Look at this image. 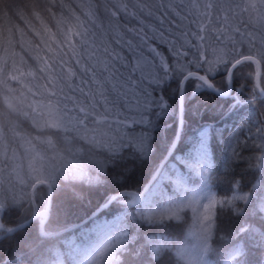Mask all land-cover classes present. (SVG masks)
I'll return each instance as SVG.
<instances>
[{
  "label": "trees",
  "instance_id": "trees-1",
  "mask_svg": "<svg viewBox=\"0 0 264 264\" xmlns=\"http://www.w3.org/2000/svg\"><path fill=\"white\" fill-rule=\"evenodd\" d=\"M262 4L264 0H0V197L11 209L5 212L3 225L14 226L45 206L47 183L37 184L36 195L24 202L11 200L13 193L27 189L35 179L28 169L32 154L26 146L38 153L41 161L52 155L47 143L51 141L63 158V166L39 168V175L55 176V189L47 202L49 218L42 225L44 231H52L80 219L111 193L136 191L142 186L173 136L180 76L189 70L209 75L205 62L214 59V49H224L231 61L241 55L255 57L261 64L259 85L264 89ZM196 33L205 40L196 39ZM201 43L198 50L196 45ZM97 57L107 61V70L102 64L97 66ZM141 57L147 65H138ZM161 58L168 65L166 74ZM197 59L203 67H197ZM45 60L50 71L59 74L63 70L64 76L71 71L73 75L68 79L53 76V89L48 74L40 71ZM148 65H154L151 78L144 70ZM236 65L231 89H236L233 93L241 103L235 109L225 108L223 99L213 92L195 89L201 82L184 81L181 128L169 160L188 148L198 130H210L208 182L213 193L225 196L234 189L250 190L247 202L214 207L210 254L219 256L239 242L247 244L246 259L254 260L264 254L260 237L264 217L259 212L264 178V98L253 84L254 63L245 60ZM17 69L33 71L35 78L27 77L21 83L12 78L19 76ZM212 75L216 84L226 82L224 75ZM156 78L159 83L150 82ZM145 100L147 103L138 108ZM93 101L95 110L87 115L80 112L81 105ZM81 116L87 123L85 131L76 124ZM90 132L103 137H90ZM142 137L148 142L146 153L136 146ZM70 160L73 163H68ZM79 167L95 179H74ZM13 168L16 180L9 182L5 177ZM18 173L24 176V185L18 182ZM123 194L127 193L112 197L83 223L90 227L102 217L118 219L114 231L123 235L125 243L111 264H147L148 259L152 264H177L166 245L153 254L151 241L179 237L187 210L178 219L147 222L138 210L143 199L129 204L130 195ZM236 208L241 211H233ZM241 225L253 231L241 233ZM83 232L84 228L77 227L41 235L37 218H33L17 235L34 240L29 245L17 244L6 236L0 240V258L4 264H52L55 253L64 252L62 240L76 239Z\"/></svg>",
  "mask_w": 264,
  "mask_h": 264
},
{
  "label": "rangeland",
  "instance_id": "rangeland-1",
  "mask_svg": "<svg viewBox=\"0 0 264 264\" xmlns=\"http://www.w3.org/2000/svg\"><path fill=\"white\" fill-rule=\"evenodd\" d=\"M44 111H47V114H53L51 110L45 109ZM68 123H70L69 119ZM76 124L84 131L86 130L87 123L84 121L82 116ZM92 128L97 131L100 130L95 126H92ZM87 135L90 137H103L96 132H90ZM205 138L206 137L204 136L203 139H198L195 142V145L191 148L192 150L188 156L182 155L176 157V159L179 158L177 161L183 169L187 168L190 171V174L196 175V184L194 186H185L184 190H182L184 181H180L179 179L177 180L176 178V171L179 167L170 162L167 165L168 170L163 172L167 173L169 177H172V179L166 180L169 183V186H172L173 189L174 187L178 189L177 187L180 186V197L175 199L172 196L168 197L163 194L164 188L159 182V180H162V177L159 174L156 180L151 184L147 193H145V198H143L142 201V207L138 210L142 214L145 212L155 214V220H157L169 217L178 219L183 216V211L187 209V221L185 223L183 233L179 238L172 240L170 237H155L153 241H151V244L154 245V247H156V245L171 246L174 253L178 252L186 261V264H229L234 249L230 250L228 254L223 255L220 262L216 254H210V245L207 252H202L201 222L202 217L205 214V205H212L209 209V215L212 217L213 210L216 205L223 204L235 207L236 201H244L239 199V197L249 196L250 190L245 191L234 189L231 192H228L225 196H216L212 190L209 189L205 178L208 159L207 151L205 149ZM201 145H203V147H201ZM25 149L30 150V153L32 154L31 158L35 155L34 151H32L29 146H26ZM181 161L187 163H182ZM68 163H73V160H70ZM68 163H66V165ZM187 164H192L195 167L189 168ZM36 166L37 168H40L41 166L39 159L37 160ZM262 184L263 186L260 190L261 193L259 194L260 206L264 205V178ZM261 214L264 217V213ZM120 237L121 235L119 233L109 230L106 233H99L95 237L90 236V239L87 238L85 241L81 242L83 244H79L78 240L74 241L72 238L67 239L80 246L79 250L74 251L71 255L70 262L66 256L67 260H65V264H111L116 260V251L119 248L111 247V245L116 244ZM64 241L65 240H63L64 252L67 253L69 249L65 245ZM106 248L108 251L105 250ZM151 252L153 253L152 250ZM52 264H54V262ZM257 264H264V257H262Z\"/></svg>",
  "mask_w": 264,
  "mask_h": 264
},
{
  "label": "snow or ice",
  "instance_id": "snow-or-ice-1",
  "mask_svg": "<svg viewBox=\"0 0 264 264\" xmlns=\"http://www.w3.org/2000/svg\"><path fill=\"white\" fill-rule=\"evenodd\" d=\"M252 7L256 8V5L253 4ZM261 7H264V4H262ZM246 10L247 9H245V11ZM260 18L264 19V16H261ZM201 31H203L202 28H201ZM194 35H195L196 39H198L201 42H203L205 40V37L203 35H200L199 33H196ZM202 46H203L202 43L199 45H196L198 50ZM70 47H72V46H70ZM150 50L154 51L152 49H150ZM72 51L75 52L74 47H72ZM177 54H180V53H177ZM213 56H214V59H210V60H207L205 62L207 65L206 72L209 75H207V76L206 75H198L197 76L194 73L189 71V72H187L186 75L183 76V79L185 82H187L190 79H195L196 81L201 82V83H197L195 85V89L211 91L223 99L224 104H225V108L235 109L236 107H239L241 100L238 97H235L232 95V93L236 91L235 88H232L231 91H229L227 89L231 85V82L233 81V79L236 78V68L238 65H234L231 60L226 58L225 51L222 48L221 49H214L213 50ZM194 59H196L195 56H194ZM96 63H97V66L102 64L105 67V70L108 69L107 61H104V60L100 59L99 57H97ZM137 63H138V65H141V64L147 65V61L144 60V58H142V57L137 59ZM48 64H49V61L45 60L43 62V65L40 68V71L42 73L48 74L47 75V81L50 85H52L53 89H55V85H56V81L53 79V76L59 75L60 78H62V79H68L73 75V73L71 71H69L67 73V76H64L63 70H61V73H59V74L54 73V72L49 70ZM161 64H162V66L164 68V72L166 74L168 71V65L166 63H164L163 58H161ZM196 64H197V67H203V65H201L199 63L198 59L196 60ZM52 66H53V68L56 66L55 60L52 61ZM89 67H92V65H89ZM152 67H154V65H148V67L146 69H144L145 71H149L150 78H151L150 69ZM17 71H19V70L17 69ZM87 71H88V69H85V72H87ZM93 71H95V69H93ZM212 74L224 75L226 82L223 84H220V85L216 84ZM27 77L35 78L34 72L33 71H27V72L19 71V76L16 75L12 78L19 80L21 83H25ZM95 78L96 77L94 75L93 79H95ZM133 79H135V78L133 77ZM150 82L159 83L160 78L152 79ZM39 86L42 88L44 87V85H39ZM114 87H115V85H114ZM53 94H55L54 91H53ZM260 95H261V98H264V93H261ZM146 103H147V100H145L142 103H138L137 107L141 108ZM95 107H96V104H95V101H93V103L90 105H81L79 110L81 113H84L85 115H87L90 110H95ZM78 118L79 117H76V119H78ZM70 119H73V117H71ZM209 133H210V130L205 131V129H201L199 131V133L197 134V138L203 139V137L205 135H207L209 137ZM134 139H135V137H134ZM123 146L124 145L122 144L121 147H123ZM136 146L139 147L141 152H144V153H146L149 150L146 137L140 138ZM128 147H132V145L129 144ZM201 147H203V145H201ZM38 159H40V157H39V154L37 153L28 161V169H29L30 173H32L33 175L35 174L34 175L35 179L33 180L32 184H29L27 186V189H22V190H19V191L13 193V195L11 197V200L13 203L24 202L27 200V198L29 196L33 197L34 195H36L34 190L36 189L37 184L44 185L45 183H47L48 194H49V197H51L53 190L55 189V176H54V174H50L47 177H43L42 175H39L38 173L40 172V169L37 168V166H36ZM177 159H179V158H177ZM181 162L187 163L184 161H181ZM97 164H101V161H97ZM187 166L189 168L195 167L192 164H187ZM173 167H175V166H173ZM101 168H102V164H101ZM21 173H22V169H21ZM21 173H18V182L21 185H24L25 184V178ZM160 175H161L163 180L172 179V177H169L167 175V173H165V172H161ZM179 176H180L179 169H177L176 178H179ZM73 178L74 179L87 180V181H91V180L95 179V177H90L88 175V173L84 170L83 167H79V168L74 170ZM29 190H33V191H29ZM123 195H126L128 197L131 194H123ZM239 199H242L245 202H247L249 200V197L248 196H242V197H239ZM136 200H137V197L135 195H131V199H127V202L129 204H134L136 202ZM227 203H231V202H227ZM211 207H212V205H205V210H204L205 214L202 217V222H201L202 252L208 251L209 241L212 239V235H213V233H212V217L209 215V209ZM10 210H11L10 207L6 206L5 198L0 197V225H2V226H0V240L6 238V236H7V238L15 241V243H17V244L29 245L34 239L33 240L23 239L17 235V233L21 229H24L27 227V223H23V224H20L18 226H8V227H5V225H3L4 214H5V212H8ZM233 211L239 213L241 210L236 208V209H233ZM259 212L264 213V205L260 206ZM38 215H40L42 217L41 224H43V218H45L47 216V207H45L44 212L38 213ZM141 218L144 221L153 222L156 217H155V214H153V213H150V212L146 213L145 212L142 214ZM171 218L172 217H169V219H171ZM252 231H253V229L250 227L246 228L244 225H241V227H240L241 233L248 234V233H251ZM25 235L27 236V233H25ZM260 237H261V242H264V232H262L260 234ZM64 243L68 247L69 251L67 253L57 251L55 253L54 264H65V260H64L65 256L68 257V261L70 262L71 261V255L73 254V252L79 250V246L76 245L75 242H73V241L65 240ZM124 243H125V239L122 235L119 238V240L116 242V244L111 245V247L121 248ZM159 247H160L159 245H156V247H154L152 249L154 254H158ZM246 249H247L246 243L239 244V242H238V246L235 247V249L233 250L232 258L229 261V264H248V261L246 259V256H247V250ZM105 250L108 251L107 248ZM0 264H4V261L2 258H0ZM147 264H152V259H148Z\"/></svg>",
  "mask_w": 264,
  "mask_h": 264
},
{
  "label": "water",
  "instance_id": "water-1",
  "mask_svg": "<svg viewBox=\"0 0 264 264\" xmlns=\"http://www.w3.org/2000/svg\"><path fill=\"white\" fill-rule=\"evenodd\" d=\"M244 60H251L253 62H255V65H256V68H255V72H254V75H253V82H254V85L256 86V88L259 90L260 94L261 93H264V91L260 90L258 88V76L260 74V62L253 56L251 55H242V56H239L237 58H235L234 60H232V63L234 65H236L237 63L239 62H242ZM189 72V71H187ZM187 72H184L180 78H179V81H178V86H177V96H176V99H177V110H178V119H177V125H176V129H175V132L170 140V143L168 144L165 152L163 153V155L160 157V159L158 160L155 168L153 169L152 173L149 175V177L147 178L146 182L144 183V185L141 187L140 191L138 192H134V191H131V190H121V191H117L115 193H113L111 195L114 196L116 194H119V193H122V192H127V193H130L131 195H135L137 197V199L140 197V195L142 194V192L144 191V189L148 186V184L151 182V180L153 179V177L155 176L157 170L159 169V167L161 166L162 162L165 160V158L168 156V154L170 153L171 149L173 148L176 140H177V136L179 134V130H180V127H181V118H182V98H181V89H182V85H183V82H184V79H183V76L187 74ZM192 73H194L195 75H203L197 71H190ZM230 89V86L227 90ZM110 199V198H109ZM108 202V199L107 201L103 202L102 204H99L98 206H96L94 208V210L92 212H90L87 216H90L92 215V213H94L95 211H98L99 209H101L103 206H105ZM36 213V212H35ZM35 213H33L27 220H25L24 222H21L17 225H20V224H23V223H26L28 222L29 220H31L34 216H35ZM86 216V217H87ZM86 217H84L83 219H81L79 222L83 221ZM79 222L77 223H74V224H71L63 229H67L71 226H74L76 224H78ZM16 225V226H17ZM39 226L41 225V223L38 224Z\"/></svg>",
  "mask_w": 264,
  "mask_h": 264
},
{
  "label": "clouds",
  "instance_id": "clouds-1",
  "mask_svg": "<svg viewBox=\"0 0 264 264\" xmlns=\"http://www.w3.org/2000/svg\"><path fill=\"white\" fill-rule=\"evenodd\" d=\"M49 147L52 149V155L48 157H44L41 159L40 163L44 167H52V168H57V165L63 166L62 164V156L56 151L55 147L51 144V141L47 142ZM6 179L9 180V182L15 181L16 180V168H13L11 173L7 174ZM45 211V208L42 211H37L35 213V217L37 218V222L41 223L42 217L38 215V213H42ZM49 211L50 209L47 207V216L43 218V222H46L49 218ZM177 264H186V261L181 257V255L177 252L174 253Z\"/></svg>",
  "mask_w": 264,
  "mask_h": 264
}]
</instances>
